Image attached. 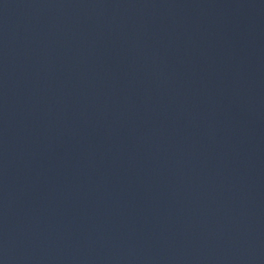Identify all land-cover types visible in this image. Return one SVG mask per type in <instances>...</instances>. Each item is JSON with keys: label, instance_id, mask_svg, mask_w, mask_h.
Instances as JSON below:
<instances>
[{"label": "water", "instance_id": "obj_1", "mask_svg": "<svg viewBox=\"0 0 264 264\" xmlns=\"http://www.w3.org/2000/svg\"><path fill=\"white\" fill-rule=\"evenodd\" d=\"M0 264H264V0H0Z\"/></svg>", "mask_w": 264, "mask_h": 264}]
</instances>
